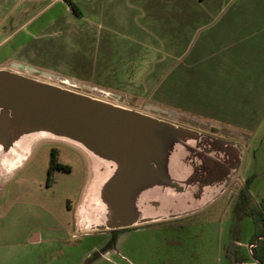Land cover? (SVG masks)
I'll return each instance as SVG.
<instances>
[{
  "label": "crops",
  "instance_id": "0c3cea01",
  "mask_svg": "<svg viewBox=\"0 0 264 264\" xmlns=\"http://www.w3.org/2000/svg\"><path fill=\"white\" fill-rule=\"evenodd\" d=\"M74 1L81 16L65 0H0V68L19 62L104 92L150 94L147 105L202 132L211 133L207 126L234 134L261 123L264 0ZM28 184L14 181V192L2 193L0 221L19 210L21 191L34 192ZM8 198L11 208L4 207ZM22 208L37 214L35 203ZM26 237L44 241L40 229Z\"/></svg>",
  "mask_w": 264,
  "mask_h": 264
},
{
  "label": "water",
  "instance_id": "95a60500",
  "mask_svg": "<svg viewBox=\"0 0 264 264\" xmlns=\"http://www.w3.org/2000/svg\"><path fill=\"white\" fill-rule=\"evenodd\" d=\"M22 71L57 76L19 62L0 68V180L19 169L41 139L79 148L91 174L76 210L77 231L197 212L220 196L239 169V143L149 113L165 111L158 106L137 110Z\"/></svg>",
  "mask_w": 264,
  "mask_h": 264
},
{
  "label": "rangeland",
  "instance_id": "374dc122",
  "mask_svg": "<svg viewBox=\"0 0 264 264\" xmlns=\"http://www.w3.org/2000/svg\"><path fill=\"white\" fill-rule=\"evenodd\" d=\"M58 7L52 12L56 13ZM38 79L141 111L152 102L150 94L134 96L104 92L89 84L78 85L77 79L58 74L56 78L38 76ZM70 80L75 82L74 85ZM149 113L172 122L182 120L181 115L172 111ZM205 128L236 141L243 149L238 171L242 180H237L239 185L234 181L230 187L234 194L225 192L209 205L186 216L130 227L115 238L109 230L77 231L71 224L74 217L66 210L63 198L68 196V200L76 205L80 202L86 162L75 148L71 151L67 148L61 160L71 165L72 171L59 177L55 187L42 197L21 191L20 211H12L14 217L10 213L0 221V264H257L258 259H254L248 243L262 229L256 230L248 215L239 219L235 206L240 202L243 213L251 208L261 209L264 204V118L253 130L234 134L224 129ZM43 146L34 148L24 166L0 180V205L3 192H14V181L20 188L23 185L28 188L30 183L31 188L35 178L44 177L49 150ZM6 200L11 204V199H5L4 207L11 208L12 204L7 207ZM30 203L37 205L36 215L24 212L22 207ZM61 210H66V214ZM33 229L42 230L44 241L38 244L27 241L26 236Z\"/></svg>",
  "mask_w": 264,
  "mask_h": 264
},
{
  "label": "flooded vegetation",
  "instance_id": "af4514ba",
  "mask_svg": "<svg viewBox=\"0 0 264 264\" xmlns=\"http://www.w3.org/2000/svg\"><path fill=\"white\" fill-rule=\"evenodd\" d=\"M23 72V71H22ZM26 72V71H24ZM23 72V73H24ZM38 76H41V75H38ZM38 76H35L36 78H38ZM163 112H166V111H163ZM210 132V131H209ZM208 133V132H206ZM209 134H212V135H215L213 133H209ZM217 137H221V136H218V135H215ZM221 138H224V139H227L229 140L228 138H225V137H221ZM236 142V141H235ZM237 143V142H236ZM44 145V146H43ZM39 146H43V148H46L47 150H49V157H48V163H47V166H46V173L44 172V178L42 181H39V180H35L34 183H33V187H31V190H33L34 192L33 193H36L37 195H42L46 192H48L49 190H52V188H54L55 184H56V176L59 175V174H65V173H69L72 171V166L67 164V163H64L62 160H61V155L62 152L64 153L63 150H66L67 148H70V150H74V148L76 150H74L77 154H81L84 159H85V162H86V179L83 181L82 183V186L81 188L85 187L88 179H89V176H90V161L88 160V158L86 157V155L77 147L67 143V142H64V141H61V140H57V139H52V138H44V139H41L39 141H37L35 144H34V148H38ZM32 149V150H33ZM243 150V149H242ZM55 152V159L56 161L61 164V165H69L70 166V170L69 171H66L60 167H55L54 169L52 170H49L50 169V156L52 154V152ZM30 155V154H29ZM25 162L22 164V166H24ZM241 165V163H240ZM21 166V167H22ZM20 167V168H21ZM240 168V166H239ZM238 171L239 169L237 170L236 174L234 175L233 179L231 180V182L229 183V185L227 187L224 188V190L222 191V193L220 194L219 197H221L225 192L226 193H232L234 194L235 192H232V189L230 188L232 184H234L235 182H237V184L239 185L238 181L237 180H242V178L240 176H238ZM235 181V182H234ZM84 191V189H83ZM231 191V192H230ZM32 192V191H31ZM67 204V207L70 211H72V213L74 214V211L76 210L78 204L76 205H70L69 204V200H67L66 202ZM72 214V215H73ZM179 218V217H178ZM176 219V218H175ZM172 220V219H170ZM151 223H155V222H151ZM151 223H145V224H140V225H135L136 227L137 226H145L147 224H151ZM135 226H130V227H135ZM130 227H123V228H118V229H110L109 231L111 233H113V238H115V235H117L119 232H123V231H127L128 228ZM105 231H108V230H104V231H97V232H105ZM249 244V243H248ZM255 259V258H254ZM259 263V262H258Z\"/></svg>",
  "mask_w": 264,
  "mask_h": 264
},
{
  "label": "trees",
  "instance_id": "16d2710c",
  "mask_svg": "<svg viewBox=\"0 0 264 264\" xmlns=\"http://www.w3.org/2000/svg\"><path fill=\"white\" fill-rule=\"evenodd\" d=\"M67 2V4L69 5L70 9L76 14L81 16L82 15V11L80 10L78 4L74 1V0H65ZM55 167H60L66 171L70 170V166L69 165H61L59 164L56 159H55V152L53 151L51 156H50V169L52 170ZM240 202L238 204H236V214L239 215V219H241V217H243L244 215H248L249 217H251L255 223V229H262L261 233H256L253 238L251 239V241L249 242V244H254L255 243V239L257 237H260L264 234V204L262 205L261 209H255V208H251V209H247L245 212H241L240 210ZM243 215V216H242ZM238 219V220H239ZM250 252L253 255V257L255 259L259 260V263L257 264H264V237L259 238L258 242L250 247Z\"/></svg>",
  "mask_w": 264,
  "mask_h": 264
},
{
  "label": "built area",
  "instance_id": "2783aa9c",
  "mask_svg": "<svg viewBox=\"0 0 264 264\" xmlns=\"http://www.w3.org/2000/svg\"><path fill=\"white\" fill-rule=\"evenodd\" d=\"M64 83H66V80H65V82H64ZM72 83H73V85H74V83H75V82H72Z\"/></svg>",
  "mask_w": 264,
  "mask_h": 264
}]
</instances>
